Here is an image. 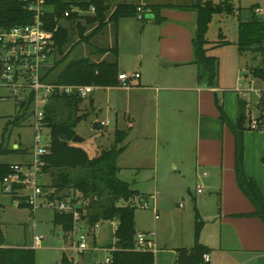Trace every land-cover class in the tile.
Here are the masks:
<instances>
[{
    "label": "crops",
    "instance_id": "crops-1",
    "mask_svg": "<svg viewBox=\"0 0 264 264\" xmlns=\"http://www.w3.org/2000/svg\"><path fill=\"white\" fill-rule=\"evenodd\" d=\"M228 1L232 4L231 0ZM193 2L194 0H108V16L117 5L128 4L140 7L143 19L131 16L119 19L116 24L107 23L103 31L93 36L90 41H93L95 48L94 58H90V51L86 52L85 58L95 63L106 61L116 64V85L95 86V89L102 88L125 94L123 114L127 121L126 129L117 128L114 132L115 140L117 132L124 135L120 143H127L123 153L128 152L131 147L132 152L145 150L144 144L150 140L149 135L155 122V179L160 170L164 173V168L167 167L170 171L168 177L179 183L177 185L182 189L181 192L171 189L161 191L155 206L159 208L160 199L167 198L171 206L175 208L177 205L180 208L181 204H176V201L183 199L185 194H192L194 235L196 223L199 222V242L209 249L205 253L209 256V262L204 263L202 260L199 264H264V223L253 215L254 206L237 185L235 137L222 123L219 111L221 107L222 113L236 125L243 104L246 111L245 128L248 127L246 121H249V116L256 117L260 114L262 106H259V101L263 92L260 93L255 106L257 115L252 113L243 96L234 88L240 86L243 81L251 86L253 83L249 82V77L256 69L254 68L250 75L239 77L242 65L239 56L253 57L258 54L249 50L240 51L236 41V49L227 52L229 67L227 63L222 65L224 53L218 49L224 50L223 46L230 43L222 40L214 46L207 41L206 55L216 60V77L213 85L209 86L205 73L195 63L198 15L197 11L190 7ZM238 3V13L243 18L242 21L252 18L251 7H255L254 15L264 19V0H239ZM150 6L162 7L159 12L162 19L160 22L149 13L150 9L147 7ZM81 17L78 14L72 20L60 21V27H72L74 30L72 39L67 44L68 48L67 45L64 48V55L71 52V46L80 42L76 27L78 23L83 25ZM218 17L223 20L227 16ZM95 26L85 28L83 36L91 34ZM215 47H218L217 52L214 51ZM56 55L60 56V59L63 57L58 53ZM253 59L256 61L255 57ZM132 68L129 86L121 89L118 75L126 74ZM244 68L246 71L247 66ZM60 72L52 76L56 77ZM136 73L139 78H132ZM91 96L88 100L90 106H93ZM97 125L98 128L101 125L106 127L107 123L97 122ZM159 148L162 152L160 159L157 153ZM141 154L142 152L138 154V151L131 153L136 161L134 165H138L137 158ZM160 164L163 167L161 169ZM117 167L121 173L126 168L138 166ZM243 169L264 198V130L246 129L243 132ZM0 189L3 193L15 195L4 190L3 181L0 183ZM197 189L201 192L198 193ZM155 190L158 193L156 186ZM175 196L180 197L177 199ZM156 216L158 215L155 209V221L158 220ZM169 223H172V220L166 218L162 227ZM184 235L183 232L182 241ZM155 237L154 233L156 253L158 246ZM162 238L160 246L166 247L168 242ZM194 244L195 236L190 247H187L185 242L178 244L175 249V261L178 250H190ZM1 247L6 246L0 245ZM63 254L67 256L65 252ZM67 257L74 259L72 255Z\"/></svg>",
    "mask_w": 264,
    "mask_h": 264
},
{
    "label": "trees",
    "instance_id": "trees-1",
    "mask_svg": "<svg viewBox=\"0 0 264 264\" xmlns=\"http://www.w3.org/2000/svg\"><path fill=\"white\" fill-rule=\"evenodd\" d=\"M45 5L52 11L47 17V29H53L59 20H62L65 11L72 7H77L83 12H88L91 7L95 12L92 15H81L83 25L77 24V34L80 42L90 43L93 36L100 34L107 23L114 24L121 18L136 16L137 7L128 4H119L108 16V0H46ZM197 11V34L195 39V63L198 64L205 73L209 86L213 85L216 77V60L207 56L205 46L207 41L205 35L214 15H237L240 9H236L228 0H194L190 6ZM149 13L153 14L156 21L162 19L159 12L161 6H150ZM253 13L249 21L239 19V30L237 47L240 51H252L261 55V65L253 71V76L264 80V19L254 15L255 7H251ZM75 14H70L65 20H72ZM108 16V17H107ZM32 21V14L29 13L18 0H0V26L10 28L17 25L29 24ZM96 25L91 34L83 36L85 28ZM73 28L58 27L54 33V47L56 53L63 55L56 61L55 65L48 71L46 77H51L55 68L66 58L63 54L65 46L73 36ZM201 75L199 76V78ZM60 84L94 85L96 87H109L116 85L117 69L115 63L101 61L92 62L89 59L81 58L71 61L55 77ZM81 99L61 97L53 100L47 107L45 117L46 126L49 129L50 149L43 157L45 162L43 173L50 170L61 171L70 168L71 172L65 171L53 174L51 187L57 190V198L63 191L72 190L79 194L82 200H88V207L84 210L82 219L89 225L94 226L99 222L113 221L117 227L114 232V250L111 251V264H154V254L151 252H141L135 250V221L134 215L136 206L133 199L139 196L138 191L130 188V185L118 178L120 169L116 162L122 149L117 146L110 150H102L94 158H89L87 153L80 147L72 144V139L76 135L74 129L82 120V116H77ZM52 108H49V107ZM259 106V118H264V92L261 94ZM65 113V118L58 119L57 111ZM220 119L235 137V173L237 185L246 198L255 208V215L264 223V198L258 187L251 179L247 178L243 169V132L248 129L245 124V106L240 107V114L236 125H233L222 113L219 107ZM73 112V114H72ZM57 118V119H56ZM19 118H15L16 123ZM247 125L249 121H246ZM124 135L116 133V144H120ZM7 165L0 164V183L4 181L8 174ZM75 174V175H73ZM64 193V194H65ZM123 201L125 204L119 206ZM19 207H28L22 200ZM53 224L60 226L64 233L72 229V217L70 215L55 212ZM201 224L196 223L195 244L190 249L178 250L175 264H199L202 256L209 251L199 242ZM0 245L2 237L0 234ZM60 264H75L73 259H69L64 254L60 258ZM0 264H35V250L28 247H1Z\"/></svg>",
    "mask_w": 264,
    "mask_h": 264
},
{
    "label": "rangeland",
    "instance_id": "rangeland-1",
    "mask_svg": "<svg viewBox=\"0 0 264 264\" xmlns=\"http://www.w3.org/2000/svg\"><path fill=\"white\" fill-rule=\"evenodd\" d=\"M219 1V0H216ZM235 7H239V0H231ZM239 19L237 15H229L225 19H220L218 15H214L212 22L209 25L205 35L206 41L212 45H216L219 41L226 40L230 44L223 46L224 50L215 47L214 51H222L224 60L222 65L230 67V60H228L227 52L236 49L238 39ZM219 36L220 39H219ZM71 46V45H70ZM68 48V45H67ZM66 48V49H67ZM71 52L67 58L58 65L53 74L60 72L65 65L71 61L85 58L86 52L90 51L92 54L90 58H94V44L83 42L76 43L71 46ZM230 48V49H229ZM229 49V50H226ZM212 50V54L214 52ZM216 55L219 56L217 53ZM89 56V55H88ZM60 56L52 55L49 57L48 64L54 66ZM256 58V61L253 59ZM239 56L241 62V70L239 77H244L245 74L250 75L254 68L259 67L262 60L261 55ZM124 59V58H123ZM247 69L245 71V68ZM133 73V68L126 73L127 76ZM253 84L250 86L244 81L240 86L234 88L240 92L246 101V104L251 108L252 113H256V104L261 92H264V80L254 77H249ZM125 89L124 86H120ZM125 94L123 92H111L106 89L96 88L91 98L93 99V106H90V101L84 100L77 112V116H82V120L76 125L74 131L76 135L83 138L84 141L76 146L82 148L89 158H94L100 154L102 150H110L112 147L117 146L121 148L122 152L119 155L116 165L124 166H138L137 168H126L118 174V178L127 182L130 188L138 191L140 196L134 198L132 201L136 206L134 221L136 234L149 233L156 234L157 252L154 253V264H175V249L178 244L185 242L187 247L194 243V209L192 201V194H185L182 198L175 196L178 200L176 204H181V207L175 206L174 209L167 212H162L156 208L160 197V192H165L166 189H171L181 192L182 189L175 181L171 180L169 169L164 168V173L160 170L155 179V122L150 133V140L145 143L146 149L134 150L131 148L128 152L123 153L126 142L116 144L114 132L118 129H126V120L123 114V101ZM49 108H52L51 106ZM56 117L58 119L65 118V113H60L61 109L57 111ZM24 113V114H23ZM73 114V112H72ZM258 115V114H257ZM19 118L16 123H13L15 118ZM56 118V119H57ZM106 122L107 126L102 125L98 129H94V123ZM128 124V123H127ZM49 137V129L44 127L40 134L39 145H43L44 139ZM50 138V137H49ZM35 145V131L33 129L32 118L27 111H22L19 107L18 99L15 97L11 90L8 88L0 89V164H20L26 165L32 161V150ZM136 147V145H135ZM138 151L142 152L137 158L138 165H134L136 161L131 156V153ZM123 153V154H122ZM158 157H161V148L158 149ZM164 153V152H163ZM163 168L160 164V169ZM63 170V171H62ZM62 172L71 170L70 168L62 169ZM61 171L50 170L43 173L40 183L44 188L51 185L53 174H59ZM71 172V171H69ZM75 175V174H73ZM184 183V182H183ZM155 186L158 193H156ZM193 189H191V192ZM31 193L30 189H20L16 191L15 195L3 193L0 189V234L2 243L6 247H32L33 237H40V245L34 248L35 250V264H60V258L63 252L67 256L74 257L76 264H108L106 259L110 258L111 251L114 244V231L116 229V222L104 221L99 222V230L95 232L94 241H89L88 249L90 251L85 253H78L75 247H72V240L67 239V233H64L60 226L53 224L55 211L51 208H38L35 212L29 207H19L18 203L22 200L25 203L26 196ZM63 191L60 195L72 196L75 195L78 199H82L79 194L73 191ZM178 193V192H177ZM123 201L118 203L119 206L124 205ZM146 205V207H143ZM88 207V200H84V210ZM183 207V208H182ZM155 209L157 210L158 220L155 221ZM169 218L172 223L162 227L163 221ZM34 227V231H33ZM82 233L89 235L90 231L82 225ZM183 232L184 241L183 240ZM34 235V236H33ZM77 237V236H75ZM162 240L168 242L166 247L160 244ZM75 249V250H73ZM83 255V256H80Z\"/></svg>",
    "mask_w": 264,
    "mask_h": 264
},
{
    "label": "built area",
    "instance_id": "built-area-1",
    "mask_svg": "<svg viewBox=\"0 0 264 264\" xmlns=\"http://www.w3.org/2000/svg\"><path fill=\"white\" fill-rule=\"evenodd\" d=\"M24 8L32 14L29 24L17 25L10 28L0 26V89L8 88L17 97L19 107L27 111L32 118L35 131V145L31 156L32 161L26 165L12 164L8 167V174L3 181L4 190L7 193H16L20 189H30L31 193L26 196L25 203L35 212L38 208H51L57 213L72 217V229L67 233V239L72 240V247L79 253L90 251L89 241L94 240L95 232L99 230L98 223L89 226L83 219L84 201L75 195L57 198L58 193L51 186L44 188L40 180L43 175L45 162L43 157L50 149V138L44 139L43 145H39L40 134L46 126L45 117L47 107L57 98L70 97L87 100L95 90L94 85L60 84L55 76L46 77L53 67L48 64L49 57L56 56L54 33L60 27V21L51 29H47V15L52 11L45 5L46 0H18ZM93 7L88 12H83L77 7L65 11L63 19L69 18L70 14L92 15ZM258 12V11H256ZM143 11L136 9V17L143 19ZM132 78H139L133 74ZM130 77L119 74L120 86L128 87ZM253 83L252 80L249 82ZM24 114V113H23ZM248 129L253 131L264 130V118L249 116ZM197 192H201L197 189ZM146 207V205H143ZM158 218V216H156ZM82 225H85L90 233H82ZM77 236V237H75ZM154 233L148 235L138 233L135 237V250L155 253ZM41 238L33 237L32 249L40 245ZM74 260V259H73ZM204 263L209 262V256L204 254ZM75 263V261H74ZM111 264V258L106 259ZM76 264V263H75Z\"/></svg>",
    "mask_w": 264,
    "mask_h": 264
},
{
    "label": "water",
    "instance_id": "water-1",
    "mask_svg": "<svg viewBox=\"0 0 264 264\" xmlns=\"http://www.w3.org/2000/svg\"><path fill=\"white\" fill-rule=\"evenodd\" d=\"M93 128L94 129L98 128L97 123H94ZM83 141H84L83 138L79 137L78 135H75L74 138L72 139V144H79V143H82ZM158 206L162 212H167L174 208L173 206L169 204V201L167 198L160 199Z\"/></svg>",
    "mask_w": 264,
    "mask_h": 264
}]
</instances>
